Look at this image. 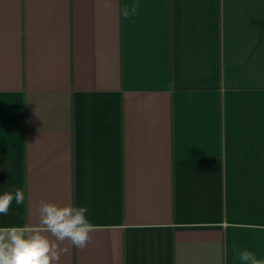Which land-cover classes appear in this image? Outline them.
<instances>
[{
	"label": "crops",
	"instance_id": "1",
	"mask_svg": "<svg viewBox=\"0 0 264 264\" xmlns=\"http://www.w3.org/2000/svg\"><path fill=\"white\" fill-rule=\"evenodd\" d=\"M18 187L0 225L89 209L60 264L264 259V0H0V193Z\"/></svg>",
	"mask_w": 264,
	"mask_h": 264
},
{
	"label": "clouds",
	"instance_id": "2",
	"mask_svg": "<svg viewBox=\"0 0 264 264\" xmlns=\"http://www.w3.org/2000/svg\"><path fill=\"white\" fill-rule=\"evenodd\" d=\"M121 13L126 18L135 16L138 4L122 8ZM25 199V190L19 187L0 193V216H7L13 204L24 205ZM38 213L37 224L0 225V264H60L61 256L70 251L69 247H61L66 240L71 248L87 247L95 225L86 206H59L41 200ZM250 227L264 231V224ZM235 259L238 264H264V259L247 249L236 251Z\"/></svg>",
	"mask_w": 264,
	"mask_h": 264
}]
</instances>
